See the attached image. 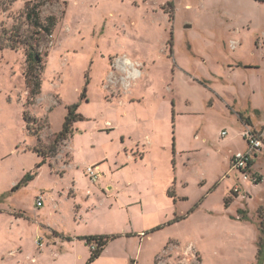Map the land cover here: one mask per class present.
<instances>
[{"label": "rangeland", "instance_id": "374dc122", "mask_svg": "<svg viewBox=\"0 0 264 264\" xmlns=\"http://www.w3.org/2000/svg\"><path fill=\"white\" fill-rule=\"evenodd\" d=\"M38 1L0 0V264H85L87 234L114 237L90 264H264V161L244 180L229 158L264 134V0H48L32 98L6 45Z\"/></svg>", "mask_w": 264, "mask_h": 264}, {"label": "trees", "instance_id": "16d2710c", "mask_svg": "<svg viewBox=\"0 0 264 264\" xmlns=\"http://www.w3.org/2000/svg\"><path fill=\"white\" fill-rule=\"evenodd\" d=\"M48 0H42L38 2H28L25 6V19L30 26L34 28V32L26 41L20 40V28L15 27L14 31L11 33L10 41L6 45L7 48L12 50L18 49V47L23 44L26 46L25 56H26V70H25V78H26V85L28 88V94L30 97L35 98L39 92L41 87L40 81V74L43 69L42 67V57L39 52V40L35 38L36 32H42L48 35H51L54 27L57 24V19L54 16H49L45 20H41L39 16V8L40 6ZM4 48V47H1ZM77 105L69 106L68 107V114L65 117V121L62 125V129L58 132L53 142L50 144V152L51 154H55L57 151V147L60 143L65 141L70 134H72V124L75 121L82 120L81 115L77 114ZM240 119L242 120V116ZM27 121H31V117H25ZM247 125H250L248 119L244 120ZM29 127V126H28ZM37 153L44 158V154L40 151ZM252 162L250 163L251 166ZM170 197H172V193H168ZM226 203H228V199H226ZM258 217H259V237L257 241V260L258 262L264 256V206L259 207L258 209ZM113 236H89V237H82L79 240L85 242L86 245L90 246L91 244L95 245V250L90 252V256L88 257L86 264L92 263L96 260L105 249L106 245L110 240H112ZM70 240L69 238H66Z\"/></svg>", "mask_w": 264, "mask_h": 264}, {"label": "built area", "instance_id": "2783aa9c", "mask_svg": "<svg viewBox=\"0 0 264 264\" xmlns=\"http://www.w3.org/2000/svg\"><path fill=\"white\" fill-rule=\"evenodd\" d=\"M222 136L226 135V132L221 133ZM242 138L245 140L247 148L242 152H236L231 156L230 163L232 169L242 173L244 180L250 179L248 174L250 169V163L253 160L256 151L261 150L264 146V134L253 131L251 128H247L242 132ZM86 174L91 181H96L99 173L95 170L94 166L86 168ZM43 204V197L40 195L36 199V205L41 207ZM90 250H95V245H90Z\"/></svg>", "mask_w": 264, "mask_h": 264}, {"label": "crops", "instance_id": "0c3cea01", "mask_svg": "<svg viewBox=\"0 0 264 264\" xmlns=\"http://www.w3.org/2000/svg\"><path fill=\"white\" fill-rule=\"evenodd\" d=\"M260 125H264V123L263 124H260ZM235 153V152H234ZM233 152H230V156H229V158L231 159V156L234 154ZM262 158L263 159V161H264V146H263V148L261 149V150H258V151H256L255 152V154H254V157H253V160H252V164H251V166H250V169L249 170H251V172L252 173H256V174H258V175H260V176H262L261 174H259L256 170H255V160H257L258 158ZM142 159H144V157L142 158ZM141 159V160H142ZM228 173H230V171L228 170ZM234 177L236 178V180L239 178V175L238 174H236L235 173V175H234ZM264 180V178H263V176H262V179L260 180L261 182ZM260 182V183H261ZM256 184H259V182L258 183H256ZM44 202V201H43ZM43 205H44V203H43ZM43 205L41 206V207H43ZM79 207V206H78ZM20 222H21V220H20ZM54 232H56V234H58V238L57 239H59L60 240V242L62 243V242H64V243H62V244H65V242H68V243H74L73 241V239H72V237L71 236H68V235H65V234H63V233H59L58 231H54ZM89 236H98V234H87V235H80V236H76V238H77V240L78 241H81V243L83 244V247L86 249V251H87V255L85 256V259H84V263L86 264V261H87V259H88V257L90 256V252L88 251L89 249H88V247H87V245L85 244V242L84 241H82V240H79L80 238H82V237H89ZM66 238H69L70 240H67ZM55 245V244H54Z\"/></svg>", "mask_w": 264, "mask_h": 264}]
</instances>
